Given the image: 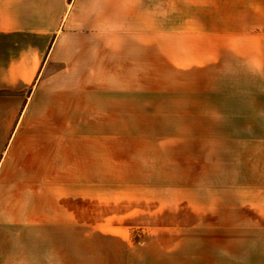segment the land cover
Segmentation results:
<instances>
[{"label": "rangeland", "instance_id": "1", "mask_svg": "<svg viewBox=\"0 0 264 264\" xmlns=\"http://www.w3.org/2000/svg\"><path fill=\"white\" fill-rule=\"evenodd\" d=\"M125 4L135 45L145 41V82L135 75L127 94L119 83L111 116H86L87 140L99 134L96 119L112 127L101 131L102 177L38 211L35 227L33 211L0 210L6 264H26L30 238L44 264H264V116L260 131L224 132L230 139L208 148L206 163L195 138L205 132L173 111L175 33L242 31L264 42V0H119V11ZM98 166L87 163L86 175Z\"/></svg>", "mask_w": 264, "mask_h": 264}, {"label": "crops", "instance_id": "2", "mask_svg": "<svg viewBox=\"0 0 264 264\" xmlns=\"http://www.w3.org/2000/svg\"><path fill=\"white\" fill-rule=\"evenodd\" d=\"M121 8L119 0H0V210L35 212L30 226L39 225L38 211L84 195L80 180L101 179V131L112 127L96 119L90 126L99 134L87 140L86 116H111L118 84L127 94L135 75L145 82V41L135 45L133 8ZM196 34L175 33L173 111L190 132H205L193 137L207 163L208 148L230 139L224 132L262 128L264 42L242 31ZM87 163L99 164L98 174L87 176ZM7 237L0 236V264ZM22 242L31 244L26 264H44L37 240Z\"/></svg>", "mask_w": 264, "mask_h": 264}]
</instances>
